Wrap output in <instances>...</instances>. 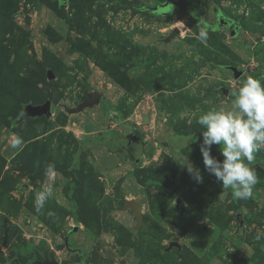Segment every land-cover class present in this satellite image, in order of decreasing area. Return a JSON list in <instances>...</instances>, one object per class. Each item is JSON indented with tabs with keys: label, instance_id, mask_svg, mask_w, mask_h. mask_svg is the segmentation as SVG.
Here are the masks:
<instances>
[{
	"label": "rangeland",
	"instance_id": "1",
	"mask_svg": "<svg viewBox=\"0 0 264 264\" xmlns=\"http://www.w3.org/2000/svg\"><path fill=\"white\" fill-rule=\"evenodd\" d=\"M121 1L145 8L0 0V264H264V150L252 196L235 199L204 170L197 123L248 76L264 84V0ZM89 93L99 102L78 110Z\"/></svg>",
	"mask_w": 264,
	"mask_h": 264
},
{
	"label": "clouds",
	"instance_id": "2",
	"mask_svg": "<svg viewBox=\"0 0 264 264\" xmlns=\"http://www.w3.org/2000/svg\"><path fill=\"white\" fill-rule=\"evenodd\" d=\"M198 37L206 44L208 29L201 28ZM230 108L212 107L198 117L197 123L205 131L202 132L200 152L203 158L204 170L209 175L222 182L224 189H232L235 199H248L252 196L253 188L258 182L255 169L251 166L254 154L264 150V84L261 80L248 76L236 91ZM190 139L186 142L187 147ZM19 140L12 144L15 148ZM220 146L223 161L212 154V145ZM186 166L189 175L197 182H203L201 170L188 161L176 159ZM54 166L49 165L46 174L51 175ZM53 194V188L48 185L37 192L35 208L42 213L45 203ZM48 216H54L48 212ZM264 233L258 232L256 239L260 240Z\"/></svg>",
	"mask_w": 264,
	"mask_h": 264
},
{
	"label": "water",
	"instance_id": "3",
	"mask_svg": "<svg viewBox=\"0 0 264 264\" xmlns=\"http://www.w3.org/2000/svg\"><path fill=\"white\" fill-rule=\"evenodd\" d=\"M153 8H155L157 10L158 6H154ZM166 11H169L168 9H166ZM163 13H165L163 11ZM236 24H233L234 27L231 29V31L229 32L231 36H234L236 34V30H237V22L234 21ZM230 25H232V23H230ZM178 29L175 28L174 31L171 33L170 37H172L174 35L175 32H177ZM169 37V38H170ZM168 38V39H169ZM229 69L233 72V75L235 78H238L241 74L242 71L237 69V67L235 66H230ZM53 74L51 72H49V77L53 78ZM225 93H227V89H225ZM100 100V95L97 93H89L87 95V98L82 101L79 104L78 110H81L82 108L86 107V106H91L94 104H97ZM50 114V108H49V104L48 103H44L42 105H37V106H31L29 109H26L23 112L22 117H27V116H39V115H49ZM257 169H261L258 167V165L254 166ZM172 245H178L175 242L170 243L169 247H171ZM34 264H58L57 261L55 260H44V261H37Z\"/></svg>",
	"mask_w": 264,
	"mask_h": 264
},
{
	"label": "trees",
	"instance_id": "4",
	"mask_svg": "<svg viewBox=\"0 0 264 264\" xmlns=\"http://www.w3.org/2000/svg\"><path fill=\"white\" fill-rule=\"evenodd\" d=\"M62 2H63V0H56L57 4H60ZM171 2H172L171 0H168V2H167L168 5L166 7H158L155 12H153L151 10H149V11H151V13H160L161 11H166L167 8L171 7ZM119 3H120L121 6H124V7H127V8H131L133 10H142V9L145 8L143 4H140V3H137V2L127 3V2H123V1L119 0ZM156 5H158V3L156 2V0H154L152 7H149V8H153ZM161 14H163V13H161ZM196 22H200V19L198 18ZM181 146L182 147L185 146V143H184V145H183V143H174V144L172 143L170 145L171 153L174 154L176 158L179 157V153L178 152H179L180 148H182Z\"/></svg>",
	"mask_w": 264,
	"mask_h": 264
},
{
	"label": "flooded vegetation",
	"instance_id": "5",
	"mask_svg": "<svg viewBox=\"0 0 264 264\" xmlns=\"http://www.w3.org/2000/svg\"><path fill=\"white\" fill-rule=\"evenodd\" d=\"M168 5V3H165V5H163V7H166ZM218 13H216V19L218 18ZM226 22V23H225ZM223 22L225 24V26L228 28L229 32L231 31V29L234 27L233 24H236L233 20H228V21H225ZM230 23H232V25H230ZM238 28V26H237Z\"/></svg>",
	"mask_w": 264,
	"mask_h": 264
}]
</instances>
